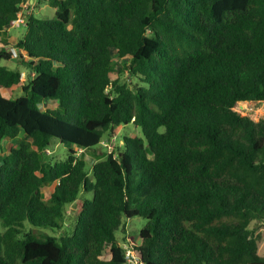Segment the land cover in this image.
Segmentation results:
<instances>
[{
	"label": "trees",
	"instance_id": "obj_1",
	"mask_svg": "<svg viewBox=\"0 0 264 264\" xmlns=\"http://www.w3.org/2000/svg\"><path fill=\"white\" fill-rule=\"evenodd\" d=\"M37 2L55 17H27L16 47L29 80L7 98L22 72L2 65V35L25 0H0V264H126L128 251L141 264H264L251 229L264 226V119L234 110L264 101V0ZM123 125L143 138L122 139L91 179L78 150ZM56 141L68 156L47 164ZM68 207L70 233L24 232L60 229Z\"/></svg>",
	"mask_w": 264,
	"mask_h": 264
},
{
	"label": "rangeland",
	"instance_id": "obj_2",
	"mask_svg": "<svg viewBox=\"0 0 264 264\" xmlns=\"http://www.w3.org/2000/svg\"><path fill=\"white\" fill-rule=\"evenodd\" d=\"M56 10L45 5L40 4L37 2V0H25V4L23 6V9L20 13V18L23 19L25 22L24 24L17 25L12 24L11 26L7 27L3 31L2 39L4 41L5 47L8 49V51H11L13 54V59L11 61H3L2 65L8 66L11 69H19L22 72V79L21 84L18 86H15L12 89L5 90L3 95L7 98H17L21 95V87L24 84H27L29 80V69L24 64L26 61H29V58L26 56V54L22 51H20L16 47V43L25 35L26 33V23H27V17L30 15H34L38 19L43 20H51L55 17ZM118 61V65L120 66V60ZM122 71V69H121ZM33 78L34 76L31 75ZM117 77V75H116ZM123 81H126L131 85V87L135 86L136 84H139L140 81L136 78H133L129 75L128 72H125L124 76L122 77ZM141 84V83H140ZM142 86H145L142 84ZM250 102L247 107H242L240 103L237 104V106L234 108L235 111L240 113L242 116H247L253 119L254 121L258 122L261 119H264V101L263 103H257L254 101H248ZM42 110L46 109H57L58 103L56 101H47L40 105ZM125 137H142L143 134L140 128L134 126V125H128V126H120L117 129H115L112 134L109 137H106L104 141L108 143V147H104L103 144L96 146L93 149L90 150H78V153L81 157L84 159H87L89 162L90 167H88L89 177L93 179V175L91 172V166L95 164L96 162L104 159L109 152L112 150H115L118 146H121L122 139ZM16 146V141L6 140L4 142V149L3 154L9 153L10 149L12 147ZM68 156V150L65 145L60 144L59 142H54L51 149L47 151V157L46 161L47 164L50 163V161L54 164L59 161H63ZM51 187L50 186H44L42 189L43 196L46 197L50 193ZM93 196L92 193H83L80 195L82 198L91 199ZM74 224V213L73 209L71 207H68L67 213H66V219L61 222V228L60 229H52V228H36L29 224H26L25 233L26 232H33V233H42L48 236H55L60 237L63 234L70 233ZM146 224V220L143 218H134L128 222L127 228H126V234L131 236L132 238H135V240L138 241V235L141 228ZM251 229L254 230L255 236L258 242V253L261 257H264V226H262L259 223H253L251 226ZM116 236L118 240L123 244V238L125 234L122 232V230H119L116 232Z\"/></svg>",
	"mask_w": 264,
	"mask_h": 264
},
{
	"label": "built area",
	"instance_id": "obj_3",
	"mask_svg": "<svg viewBox=\"0 0 264 264\" xmlns=\"http://www.w3.org/2000/svg\"><path fill=\"white\" fill-rule=\"evenodd\" d=\"M24 22L25 21L19 17V19L16 22H14V24H17L19 26L23 24ZM102 144L104 145V147H108V143L106 141L102 142ZM126 264H141V263H140L139 258L136 255L128 251L126 253Z\"/></svg>",
	"mask_w": 264,
	"mask_h": 264
}]
</instances>
